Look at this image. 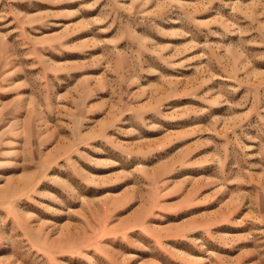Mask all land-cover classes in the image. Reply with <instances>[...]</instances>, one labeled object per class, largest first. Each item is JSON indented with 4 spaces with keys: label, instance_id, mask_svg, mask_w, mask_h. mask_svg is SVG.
I'll return each instance as SVG.
<instances>
[{
    "label": "rangeland",
    "instance_id": "obj_1",
    "mask_svg": "<svg viewBox=\"0 0 264 264\" xmlns=\"http://www.w3.org/2000/svg\"><path fill=\"white\" fill-rule=\"evenodd\" d=\"M0 264H264V0H0Z\"/></svg>",
    "mask_w": 264,
    "mask_h": 264
}]
</instances>
